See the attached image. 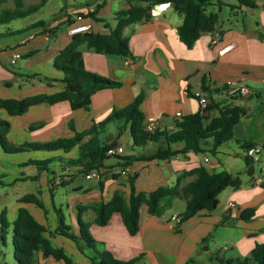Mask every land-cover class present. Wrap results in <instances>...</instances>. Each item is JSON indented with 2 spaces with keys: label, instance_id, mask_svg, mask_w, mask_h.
I'll return each instance as SVG.
<instances>
[{
  "label": "crops",
  "instance_id": "1",
  "mask_svg": "<svg viewBox=\"0 0 264 264\" xmlns=\"http://www.w3.org/2000/svg\"><path fill=\"white\" fill-rule=\"evenodd\" d=\"M3 1L0 0V12L18 6L26 9L42 0L35 3L7 0V4H1ZM249 1L254 6H238L233 0L228 1L227 10L219 12L215 30L200 33L190 47L179 38L177 27L183 21V14L174 9L173 3L151 7L148 19L123 29L122 34L128 39V56L98 53L80 45L86 70L120 83L96 91L88 109H71L67 101L35 104L16 116L0 109V118L10 122L7 135L10 143L46 142L87 130L102 122L111 111L128 105L135 96L142 94L139 108L144 120L155 118L159 131H169L174 128L177 112L185 116L200 109L193 96L194 90L202 89L209 101L219 102L230 98L224 92L226 82L239 81L250 87L252 98L231 100L245 104L248 112L234 125L233 139L217 148L219 157L208 152L187 151L169 159L137 158L123 165L121 157L150 154L156 143L133 147L129 124L122 120L98 125L68 151L7 153L0 146V213L3 211L12 222L18 209L25 207L45 227L52 244L62 247L78 264H86L88 260L74 242L59 234L49 235L56 227V210H61L65 223L78 233V207L86 206L81 218L89 225L96 247L111 252L120 260L134 259L133 264H187L189 258H193V264H218L214 258L216 254L233 261L249 255L256 243L264 242V188L255 182L258 177L264 180V0ZM138 2L71 0L67 1L63 12L59 7L46 22L54 26L66 19L64 14H69L71 24H86L87 31L108 34L116 26L115 13ZM97 3L101 4L95 13L98 20L87 16L76 19L77 13L87 8L92 10ZM13 20L4 23L3 28L0 26V33L4 34L0 37V97L20 99L60 91V82L41 81L39 77L60 78L61 72L54 68L53 58L70 42L72 35L68 27L71 24L60 25L56 33L49 36L41 27L13 32L31 24L22 23L11 28ZM213 38L217 39L216 43H212ZM229 43L233 44L232 48L219 55L218 50ZM13 53L19 54L15 63L11 62ZM244 141L255 143L254 148L259 150L252 175L246 174L242 158ZM111 143L121 145L123 155L105 154L104 159L89 157L90 151ZM180 146L171 145L174 149ZM45 160L48 162L40 166L30 162ZM198 166L208 171L226 170L241 180L238 187L227 186L218 194L214 210H201L175 227L171 217L184 210L185 200L170 194L160 199L155 214L148 213L145 205L140 206L138 231L134 235L127 232L121 216L115 212L105 225L94 222L96 213L92 205L109 200L115 190H120L124 202L128 203L131 177L136 192L172 186L177 179L181 187L195 178L184 172ZM96 167L103 169L100 178L87 179L86 173ZM80 177L92 182L82 183ZM27 194L37 197L43 207L21 201L20 198ZM248 208L254 210L253 216L240 217ZM224 245L227 248L222 250ZM37 258L39 264H64L51 256L42 257L41 253Z\"/></svg>",
  "mask_w": 264,
  "mask_h": 264
},
{
  "label": "trees",
  "instance_id": "2",
  "mask_svg": "<svg viewBox=\"0 0 264 264\" xmlns=\"http://www.w3.org/2000/svg\"><path fill=\"white\" fill-rule=\"evenodd\" d=\"M66 1V0H64ZM230 0H139L137 4H130L127 9L115 13L117 20L116 26L108 34H102L92 31H84L73 34L70 42L59 50L53 58V66L61 72L58 79L39 77L41 81H58L62 84L60 91L51 94H36L20 99L1 98L0 109L6 111L10 116L21 115L35 104L47 103L54 104L61 101H67L71 109L84 108L88 109L91 96L98 90L118 86L120 83L110 80L106 77L93 73L85 69L82 61L80 45H85L98 53L115 54L128 56L130 54L128 39L123 36L122 31L126 26L150 17L149 9L155 5L173 3L174 9L183 14V21L177 27L180 40L190 47L202 32H212L215 30L219 12L223 6L227 5ZM236 5L254 6L249 0H233ZM42 0L37 5H32L26 9L16 7L6 9L0 12V24L7 23L15 18H24L36 12L43 4ZM66 2L60 8L63 12L66 8ZM85 6L88 2L83 3ZM216 6V10H208V7ZM101 4H96L94 9H86L85 12L77 13V16L95 17L96 11ZM62 22L49 26L41 19L31 23L27 27L13 31L22 32L32 28L41 27L42 31L49 36H53L59 29L60 25L71 24L69 14ZM4 34L0 33V37ZM38 76V75H35ZM257 98L258 93L254 94ZM238 97H230L223 101H209L203 111L175 118L174 128L169 131H159L157 128L153 131H147L143 127L144 117L140 111L139 104L142 94H138L126 106L111 111L106 118L89 129L77 132L69 138H57L46 142H25L13 144L8 140L10 122L0 118V146L7 153H17L31 150H63L68 151L76 144H79L87 135L96 130L98 125H104L114 120H122L129 124L132 146H144L147 142L156 143L155 150L150 154L121 157L122 164H127L131 160H164L187 151L195 153L208 152L216 154L217 148L233 139V127L238 121L247 115L248 109L245 104H236L231 102ZM69 127L74 130L71 122ZM172 144H180V148L174 149ZM112 145L103 144L96 150L88 153L91 159L106 158L105 151ZM255 143L244 141L243 149L254 148ZM264 148V145H263ZM259 153V152H258ZM242 158L246 166V174L252 175L254 164L258 158L243 154ZM37 166L46 164L48 161H30ZM184 175H194L195 178L184 186H179L177 182L172 186H158L147 192H136L130 178V194L128 203L124 202L123 194L120 190H115L111 198L107 201H100L92 205L96 213L94 222L98 225H105L112 213H118L122 222L130 235L138 231L139 208L141 205L147 207L150 214H155L158 203L161 198L175 194L185 200V208L180 213L181 221L195 215L201 210L212 211L216 208L218 194L227 186L238 187L241 183L238 175H232L226 170L208 171L203 166L184 172ZM264 188V180L260 183ZM23 202H33L39 207H43L41 201L34 195L27 194L20 198ZM86 206L78 207L77 223L78 233L65 223L61 210H56L57 221L53 233L59 234L72 240L78 249L88 260L86 264H133L134 259L129 261L120 260L107 250H99L96 247V241L89 232V225L81 218V211ZM254 214L252 208L244 209L240 217L249 219ZM11 228V243L13 247V257L17 264H39L37 254L41 253L42 257H53L56 260H62L64 264H78L64 251L62 247L55 246L46 234L45 227L40 224L32 214L25 208L18 209L16 218L9 222L2 211L0 213V245L6 244V236ZM218 264H264V242L256 243L249 255L236 261L223 258L217 254L214 256ZM1 264V261H0ZM187 264H193V258H189Z\"/></svg>",
  "mask_w": 264,
  "mask_h": 264
},
{
  "label": "built area",
  "instance_id": "3",
  "mask_svg": "<svg viewBox=\"0 0 264 264\" xmlns=\"http://www.w3.org/2000/svg\"><path fill=\"white\" fill-rule=\"evenodd\" d=\"M76 19L80 20L81 17L80 16H76ZM87 29H88V25L75 23V24L69 25L68 32L71 35H73V34H76V33L87 31ZM216 41H217L216 38L212 39V43H216ZM232 46H233L232 43L223 45L218 50V54L219 55L224 54L229 49H231ZM18 58H19V54L18 53H13L12 56H11V62L15 63V61ZM262 81L264 82V78L262 79ZM224 92H225V95L227 97H245V96L250 94L251 89L245 83H241L239 81H234V80H229L224 85ZM193 96L198 101V104H199V107H200L199 110L203 111V109L206 107V105L209 102L206 93L202 89H196V90L193 91ZM175 117L176 118L181 117V113L177 112L175 114ZM143 127L147 131H153L157 127V119L148 118V119L144 120L143 121ZM258 151L259 150L257 148L244 149V154L252 156L254 158H257ZM123 153H124L123 147L121 145H118V144L110 145L105 151L106 155L112 156V157L121 156V155H123ZM207 160L208 159L205 157L204 161H207ZM102 171H103V169L101 167L93 168L88 173H86L85 177L87 179H91V178L99 179L101 174H102ZM262 181L263 180H262L261 177H258V178L255 179V182L257 184H260ZM230 204L233 205L232 203H230ZM171 221L174 224V226L177 227L181 223V215L180 214L173 215L171 217ZM226 248H227V245H224L223 247H221L222 250H225Z\"/></svg>",
  "mask_w": 264,
  "mask_h": 264
},
{
  "label": "rangeland",
  "instance_id": "4",
  "mask_svg": "<svg viewBox=\"0 0 264 264\" xmlns=\"http://www.w3.org/2000/svg\"><path fill=\"white\" fill-rule=\"evenodd\" d=\"M39 0H26V2L29 3H35ZM68 2H71V0H67ZM67 1L64 0H47L44 5H42L36 12L24 17V18H15L11 24V28H15L18 24L22 23H32L36 22L38 20H45L48 21L51 19L53 15H55L58 11V8L63 5L64 2L67 3ZM7 0H4L1 4H7ZM210 10H216V7H211ZM222 10H227L225 6L222 7ZM0 26L5 27L4 24H0ZM122 144L126 148L125 142L122 139ZM2 153V152H1ZM215 157H219V155L216 153L214 154ZM79 181L82 183H90L91 180H84L83 177L79 178ZM211 246V245H210ZM0 261L1 264H17L16 260L13 257V247L11 243V233L9 232L6 236V244L0 245Z\"/></svg>",
  "mask_w": 264,
  "mask_h": 264
},
{
  "label": "water",
  "instance_id": "5",
  "mask_svg": "<svg viewBox=\"0 0 264 264\" xmlns=\"http://www.w3.org/2000/svg\"><path fill=\"white\" fill-rule=\"evenodd\" d=\"M252 98V94L246 96V100H250Z\"/></svg>",
  "mask_w": 264,
  "mask_h": 264
}]
</instances>
